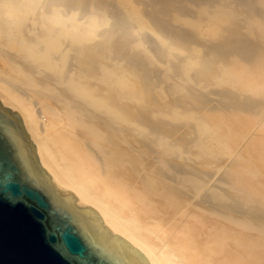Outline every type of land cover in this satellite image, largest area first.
Listing matches in <instances>:
<instances>
[{"label": "bare ground", "instance_id": "obj_1", "mask_svg": "<svg viewBox=\"0 0 264 264\" xmlns=\"http://www.w3.org/2000/svg\"><path fill=\"white\" fill-rule=\"evenodd\" d=\"M0 93L148 260L264 264V0H0Z\"/></svg>", "mask_w": 264, "mask_h": 264}, {"label": "water", "instance_id": "obj_2", "mask_svg": "<svg viewBox=\"0 0 264 264\" xmlns=\"http://www.w3.org/2000/svg\"><path fill=\"white\" fill-rule=\"evenodd\" d=\"M77 202L40 166L24 117L0 93V264H157Z\"/></svg>", "mask_w": 264, "mask_h": 264}]
</instances>
